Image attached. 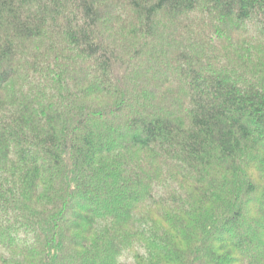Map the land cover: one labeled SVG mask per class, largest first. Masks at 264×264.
I'll use <instances>...</instances> for the list:
<instances>
[{"label":"trees","instance_id":"1","mask_svg":"<svg viewBox=\"0 0 264 264\" xmlns=\"http://www.w3.org/2000/svg\"><path fill=\"white\" fill-rule=\"evenodd\" d=\"M0 264H264V0H0Z\"/></svg>","mask_w":264,"mask_h":264}]
</instances>
